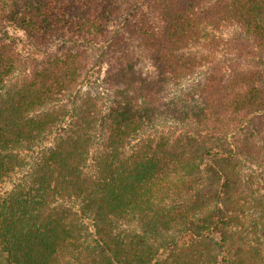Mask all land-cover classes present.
Masks as SVG:
<instances>
[{"label": "trees", "instance_id": "1", "mask_svg": "<svg viewBox=\"0 0 264 264\" xmlns=\"http://www.w3.org/2000/svg\"><path fill=\"white\" fill-rule=\"evenodd\" d=\"M128 1L0 0V264H264V0Z\"/></svg>", "mask_w": 264, "mask_h": 264}, {"label": "rangeland", "instance_id": "2", "mask_svg": "<svg viewBox=\"0 0 264 264\" xmlns=\"http://www.w3.org/2000/svg\"><path fill=\"white\" fill-rule=\"evenodd\" d=\"M137 1L139 2L138 4L136 3ZM126 6L128 8H133L132 13L127 17L129 24L131 22H133L134 20H137L138 18H140L143 14H146L148 12V8L146 6V0H135V1L134 0H129L126 3ZM134 17H135V19H134ZM20 38L22 40H25V37L21 33H20ZM24 53L28 56V59H27V63L22 66L21 74H24V73L28 72V70L30 68V63H29L30 62V57H31V54H32L31 51H29V50H25ZM32 56H35V55L32 54ZM149 70H151L150 67H149ZM6 187L10 188V185L8 184V185H6Z\"/></svg>", "mask_w": 264, "mask_h": 264}]
</instances>
